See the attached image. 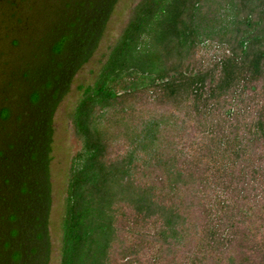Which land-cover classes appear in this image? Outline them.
Instances as JSON below:
<instances>
[{"label":"trees","instance_id":"obj_1","mask_svg":"<svg viewBox=\"0 0 264 264\" xmlns=\"http://www.w3.org/2000/svg\"><path fill=\"white\" fill-rule=\"evenodd\" d=\"M117 1H6L0 264L49 261L52 118ZM73 123L60 264H264V0H141Z\"/></svg>","mask_w":264,"mask_h":264},{"label":"rangeland","instance_id":"obj_2","mask_svg":"<svg viewBox=\"0 0 264 264\" xmlns=\"http://www.w3.org/2000/svg\"><path fill=\"white\" fill-rule=\"evenodd\" d=\"M6 1L7 0H0V15L3 13V10L6 9ZM30 1L31 2L26 3L28 5L35 3L34 10L36 12H33V14L27 13L26 16L38 18L44 15V13L40 12L44 8L45 0ZM140 2L141 0H118L116 2L112 14L106 24L104 33L95 50L93 51V54L91 55L90 59L85 62L76 72L71 81L68 92L64 95L54 112L52 118V149L50 152L51 159L49 162L50 183L52 188V205L48 216L49 261L47 264H60L62 253L63 218L65 213L67 183L70 176V167L73 157L82 149V141L76 134L73 123L74 109L83 95V87H86L95 81L103 63L107 59L111 47L120 37L123 29L133 17L135 9ZM2 19L3 18L0 16V34L3 32L2 37L5 36L7 38L6 41L8 43H12L13 37H8V33L11 34L14 29H1V27L4 28ZM22 24L24 23H21V25H16L17 29L15 30L20 34V36L26 33L22 27ZM208 51V49L203 48L200 53L210 56L220 52V50H216L214 48H212V50L209 52ZM11 69V64H8L7 66L0 65V73L3 74V77L0 75V95L3 92L4 85H6L3 84V82L6 80L4 78L7 77V73L9 74ZM15 81L16 83H13L17 84L16 78ZM7 90L5 91L7 95H2L0 99L2 101L7 100V96L10 95L15 100L16 95L17 100L18 93L16 92V89ZM3 103L7 104V102ZM183 108L184 107L175 108L173 106H167L163 108L154 106L153 104L146 107L142 106L140 109L144 111V115L140 117V121H153L155 119L161 120V118L164 116L166 117L164 119L170 118L174 125L178 127L185 126L187 123V117ZM27 114L29 113H24L25 116H27ZM134 127L140 128L142 126L135 124ZM163 127L164 125L161 123V128ZM129 149H132V147L130 148V145L128 147V150ZM20 222L21 219L18 220V224ZM261 231L264 232V230ZM4 244V240H0V247H4ZM42 244L43 243L39 244V246ZM11 256L12 253L10 252L8 257L11 258Z\"/></svg>","mask_w":264,"mask_h":264}]
</instances>
